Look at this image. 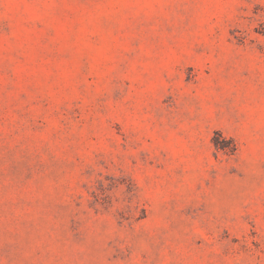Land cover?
Instances as JSON below:
<instances>
[{"label": "rangeland", "instance_id": "rangeland-1", "mask_svg": "<svg viewBox=\"0 0 264 264\" xmlns=\"http://www.w3.org/2000/svg\"><path fill=\"white\" fill-rule=\"evenodd\" d=\"M0 264H264V0H0Z\"/></svg>", "mask_w": 264, "mask_h": 264}]
</instances>
